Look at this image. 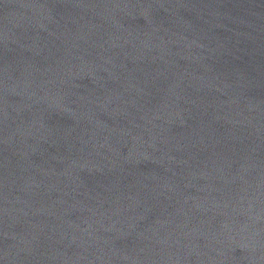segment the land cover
<instances>
[{"label": "water", "instance_id": "obj_1", "mask_svg": "<svg viewBox=\"0 0 264 264\" xmlns=\"http://www.w3.org/2000/svg\"><path fill=\"white\" fill-rule=\"evenodd\" d=\"M0 264H264V0H0Z\"/></svg>", "mask_w": 264, "mask_h": 264}]
</instances>
